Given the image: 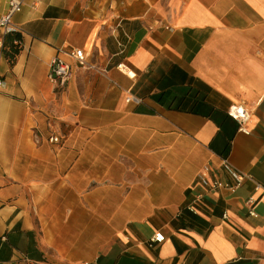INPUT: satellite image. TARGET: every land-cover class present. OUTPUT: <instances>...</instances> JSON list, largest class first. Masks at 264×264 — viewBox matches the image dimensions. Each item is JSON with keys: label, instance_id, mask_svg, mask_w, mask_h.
<instances>
[{"label": "crops", "instance_id": "crops-1", "mask_svg": "<svg viewBox=\"0 0 264 264\" xmlns=\"http://www.w3.org/2000/svg\"><path fill=\"white\" fill-rule=\"evenodd\" d=\"M15 22L14 62L0 49V264H264V0H26ZM62 46L106 74L71 61L52 82ZM224 157L249 178L205 186L206 165L235 183Z\"/></svg>", "mask_w": 264, "mask_h": 264}, {"label": "built area", "instance_id": "built-area-1", "mask_svg": "<svg viewBox=\"0 0 264 264\" xmlns=\"http://www.w3.org/2000/svg\"><path fill=\"white\" fill-rule=\"evenodd\" d=\"M26 0H0V3H3V6L0 10V49L4 50L6 47V38L9 35H21L22 29L15 22V16L22 10L23 5ZM22 39L15 38V45H22ZM121 46H124L120 43ZM75 62L79 67L91 70H97L101 73L106 74V69L100 68L97 64L92 63L88 60V54L84 48H74V47H58L56 54L52 57L49 64L48 77L59 85H65L73 74V64ZM117 67L126 74L128 77L134 79L137 76V72L135 69L131 68L127 63L121 62L117 65ZM5 81L0 74V90L4 87ZM126 101L128 103H134L139 105L143 102V98L134 94H130ZM228 113L239 123V129L244 132H249L247 130L246 124L251 117V111L243 106V105H232L228 109ZM59 136H52L51 140L53 142L59 141ZM224 165L231 171L233 176L235 177V183L231 184L228 182H222L219 180H210L209 172L210 167L206 165L203 170L199 174L200 181L205 185L210 187L211 189H218L221 187H233L240 186L246 178H249V175L244 171L236 169L230 162L227 157L223 158ZM262 185L260 183H256V188H260ZM247 203H255L254 199H249ZM192 211H195L193 205L189 206ZM251 215H257L255 211V204H253L251 210ZM224 218H227L225 215ZM166 239L165 234L162 231H157L153 234V236L149 239L148 245L150 247H154L157 244L163 243Z\"/></svg>", "mask_w": 264, "mask_h": 264}, {"label": "trees", "instance_id": "trees-1", "mask_svg": "<svg viewBox=\"0 0 264 264\" xmlns=\"http://www.w3.org/2000/svg\"><path fill=\"white\" fill-rule=\"evenodd\" d=\"M15 38H18V39H22V36L21 35H9L7 38H6V47H5V55L6 57L9 59V61L11 63L14 62L17 54L20 52L21 48H22V45H15L14 44V39Z\"/></svg>", "mask_w": 264, "mask_h": 264}]
</instances>
